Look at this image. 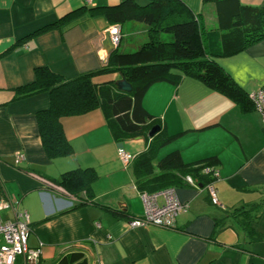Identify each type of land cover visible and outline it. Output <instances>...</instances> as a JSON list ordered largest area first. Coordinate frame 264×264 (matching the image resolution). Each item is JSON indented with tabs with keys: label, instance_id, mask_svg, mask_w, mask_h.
<instances>
[{
	"label": "crops",
	"instance_id": "0c3cea01",
	"mask_svg": "<svg viewBox=\"0 0 264 264\" xmlns=\"http://www.w3.org/2000/svg\"><path fill=\"white\" fill-rule=\"evenodd\" d=\"M121 1L0 0V197L15 200L17 210L27 212V244L41 250L39 264H54L75 251L84 254L87 264H264V123L257 111H242L198 79L157 83L146 92L143 107L161 130L156 140L175 137L156 144L153 163L175 151L185 164L215 158L221 207L210 203L203 188L179 185L174 189L187 209L176 217L173 229H131L130 220L143 215L142 191L131 165L125 168L117 157V148L122 146L136 157L151 140L146 139L147 130L121 138L107 111L61 118L71 152L55 159L46 156L36 115L49 108V94L17 99L15 91L34 81L37 68L72 79L105 67L101 43L110 26L85 16L72 25L34 34L77 8L113 7ZM180 1L207 31L217 29L212 2ZM239 3L264 7V0ZM119 28L117 52H134L146 41L142 24L128 22ZM215 62L245 93L264 86V40ZM115 78L104 74L92 81L107 84ZM17 153L24 160L16 165ZM85 169L94 176L88 195L73 197L55 184L63 174ZM252 205L257 206L258 218L250 227L260 240L252 241L226 221L214 234L226 212ZM0 218L14 220L12 210L1 211Z\"/></svg>",
	"mask_w": 264,
	"mask_h": 264
},
{
	"label": "trees",
	"instance_id": "16d2710c",
	"mask_svg": "<svg viewBox=\"0 0 264 264\" xmlns=\"http://www.w3.org/2000/svg\"><path fill=\"white\" fill-rule=\"evenodd\" d=\"M207 2H212L215 7V30L207 31L202 21L193 16L180 0H148L145 5H139L134 0H122L113 7L77 8L57 23L37 31L34 36L72 25L85 16L103 19L109 26L135 22L146 27V41L136 51L121 53L115 49L109 55L106 66L98 71L64 79L47 68H37L34 81L15 91L17 99L43 92L49 94V108L36 115L46 156L55 159L71 152L59 122L61 118L94 110L107 111L121 138L133 137L145 130L148 133L155 126V118L143 107V98L148 89L157 83L175 85L181 78L198 79L233 100L242 111L255 110L250 94L238 87L215 59L234 56L264 40V7H243L239 0H203V3ZM104 74H118L131 85V92L118 91L114 81L93 83L94 77ZM160 132L150 139L149 147L134 157L131 163L137 188L153 193L179 185L189 187L184 181L188 176L198 186L205 185L207 177L201 174V170L213 167L215 158L185 164L175 151L153 163L152 151L156 144L175 138L166 137L157 141ZM93 178L90 169L74 170L63 174L55 184L68 195L78 197L82 192L88 195ZM80 206L74 205L73 208ZM256 207L244 206L226 212L224 219L217 221L219 228L214 234L225 226L226 221L228 225L238 227L252 241L260 240L250 227L258 218ZM54 264H87V261L82 252L75 251L59 257Z\"/></svg>",
	"mask_w": 264,
	"mask_h": 264
},
{
	"label": "built area",
	"instance_id": "2783aa9c",
	"mask_svg": "<svg viewBox=\"0 0 264 264\" xmlns=\"http://www.w3.org/2000/svg\"><path fill=\"white\" fill-rule=\"evenodd\" d=\"M111 41L117 45L120 41L119 26L108 28ZM254 102V109L262 118L264 123V86L255 93L250 94ZM117 157L125 168L130 167L134 156L129 154L122 146L117 148ZM24 160L21 153L15 155V164ZM201 174L207 177L205 185L201 186L208 196L210 203L214 206L221 205L218 202L215 183L219 179L218 171L215 167H204ZM185 183L194 189H199L198 183L191 177H185ZM143 205V215L139 218L131 219L129 227L131 229L155 226L165 229H173L176 217L186 211L187 204L182 203L174 188H167L153 193H140ZM17 202L5 200L0 197V212L11 209L14 220L2 221L0 218V264H39L41 250L28 247V236L30 233V220L26 211L17 210Z\"/></svg>",
	"mask_w": 264,
	"mask_h": 264
},
{
	"label": "water",
	"instance_id": "95a60500",
	"mask_svg": "<svg viewBox=\"0 0 264 264\" xmlns=\"http://www.w3.org/2000/svg\"><path fill=\"white\" fill-rule=\"evenodd\" d=\"M103 41L101 43V51L103 53V59L106 60L108 59L109 55L116 49V46L112 43L111 41V37H110V33L109 31H105L104 35H103ZM107 61V60H106ZM115 87L118 91L123 92V93H130L132 90L131 85L126 82L125 80L121 79V77L116 74L115 75ZM160 127L155 125L153 126L150 131L147 133L146 138L151 139L153 138V136L159 132ZM137 139H139L142 143L145 141V137H138ZM201 187V185H200Z\"/></svg>",
	"mask_w": 264,
	"mask_h": 264
},
{
	"label": "rangeland",
	"instance_id": "374dc122",
	"mask_svg": "<svg viewBox=\"0 0 264 264\" xmlns=\"http://www.w3.org/2000/svg\"><path fill=\"white\" fill-rule=\"evenodd\" d=\"M125 31L128 32V33L130 32L129 30L127 31L126 29H124V32H125ZM123 43H124V41H123L122 44H121L120 50H123ZM131 48H132V47L130 46V49H129V50H131ZM145 131H146V130H145Z\"/></svg>",
	"mask_w": 264,
	"mask_h": 264
},
{
	"label": "flooded vegetation",
	"instance_id": "af4514ba",
	"mask_svg": "<svg viewBox=\"0 0 264 264\" xmlns=\"http://www.w3.org/2000/svg\"><path fill=\"white\" fill-rule=\"evenodd\" d=\"M119 42H120V41H119ZM118 44H119V43H118ZM118 44H117V45H118ZM117 45H115V46H117Z\"/></svg>",
	"mask_w": 264,
	"mask_h": 264
}]
</instances>
